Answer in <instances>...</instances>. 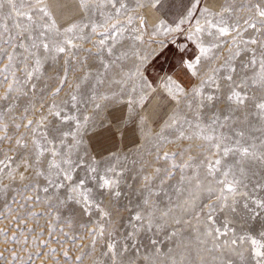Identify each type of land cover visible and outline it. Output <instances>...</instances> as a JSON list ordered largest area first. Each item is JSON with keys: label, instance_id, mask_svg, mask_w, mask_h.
Wrapping results in <instances>:
<instances>
[{"label": "snow or ice", "instance_id": "snow-or-ice-1", "mask_svg": "<svg viewBox=\"0 0 264 264\" xmlns=\"http://www.w3.org/2000/svg\"><path fill=\"white\" fill-rule=\"evenodd\" d=\"M0 88V260L264 264V0H0Z\"/></svg>", "mask_w": 264, "mask_h": 264}, {"label": "rangeland", "instance_id": "rangeland-1", "mask_svg": "<svg viewBox=\"0 0 264 264\" xmlns=\"http://www.w3.org/2000/svg\"><path fill=\"white\" fill-rule=\"evenodd\" d=\"M218 2H222V0H218ZM247 0H237V3H246ZM49 3L53 7V11L57 13L58 15H67L70 14L75 10V0H49ZM175 3H179V0H175ZM171 14V13H170ZM86 47L90 45H85ZM169 66L166 64L164 65V71H168ZM154 72L160 73V75H163V72H160V69L157 67L153 70ZM0 92H3V88H0ZM124 119L126 123L121 124V132H116V135L114 138H105V136H101L98 138V146L101 148H111L112 151H122V152H128L131 149H134L137 144L141 142L140 138V132L138 128V122L133 123L132 120L128 119V114L125 110L124 112ZM115 131V128L113 129ZM108 135V134H106ZM135 140L136 143H132V141ZM134 199V198H133ZM128 203V200L124 197H121L120 200L115 201L113 206L110 208V210L113 213V221L117 224L122 222L121 218H126L128 216V212L125 210L124 205ZM3 209H0V212H2ZM15 215V213H13ZM245 215L242 208H237V219L235 222V226L237 228L238 233H242L245 231L251 232L253 235H257L260 231L264 230V222L260 221L259 219L253 220V219H247L246 221L244 219H240V217H243ZM96 217H93V220H95ZM40 223L43 224L44 220L41 219ZM31 226V224L29 225ZM93 226L92 224H89V227ZM0 229H11V231H14L15 229L12 228V221L10 218H3L0 217ZM11 231L9 234H11ZM65 231H68L67 228H65ZM73 235H78L84 237V239H77L76 244L72 245L70 241H65L63 245H56L55 243L51 244L50 247H63V248H71L70 255L73 257V261L75 260V256L79 255L81 251L83 250L87 254L84 256V259L82 261V264H93V259L98 258L99 256V246H97V249L95 252H93L88 245L90 244V237L87 235L86 232L77 230L76 232L72 233ZM84 245V248L81 249L79 246ZM15 247L12 244H6L4 243V238L0 237V251H4L5 248H12ZM33 252L37 251V249H33ZM46 251V250H41ZM4 255L8 256V252L4 251ZM58 257V264H73L72 261H65L62 256H59V254H50L49 256H40L36 257L33 256V264H53L54 259ZM0 264H8L7 260H0Z\"/></svg>", "mask_w": 264, "mask_h": 264}]
</instances>
